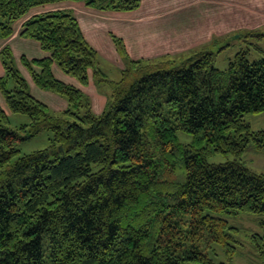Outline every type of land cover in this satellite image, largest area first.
Returning <instances> with one entry per match:
<instances>
[{"label": "trees", "instance_id": "obj_1", "mask_svg": "<svg viewBox=\"0 0 264 264\" xmlns=\"http://www.w3.org/2000/svg\"><path fill=\"white\" fill-rule=\"evenodd\" d=\"M64 0H0V39L36 6ZM108 11H130L141 0H73ZM20 36L49 55L21 64L39 88L66 100L60 111L34 97L9 45L0 49V93L11 113L28 121L11 126L0 105V264H233L238 215H253L263 233L251 238L264 264V174L240 159L249 147L264 150V128L243 116L264 111V50H238L224 69L217 51L202 49L173 64L126 61L100 113L81 89L108 79L98 53L73 12L32 14ZM260 36L261 34H256ZM112 82V81H111ZM47 130L48 145L19 154V142ZM178 131L190 135L181 142ZM214 153L238 158L211 163ZM220 244L225 261L210 254Z\"/></svg>", "mask_w": 264, "mask_h": 264}, {"label": "rangeland", "instance_id": "obj_2", "mask_svg": "<svg viewBox=\"0 0 264 264\" xmlns=\"http://www.w3.org/2000/svg\"><path fill=\"white\" fill-rule=\"evenodd\" d=\"M52 9L73 12L84 37L98 53V67L108 79L106 82L94 80L91 69H88L90 85H82L75 77L62 72L54 63L55 76L66 83H70L66 81L69 80L70 84L79 86L90 97L96 113L102 111L111 93L112 83L120 79L121 69L126 64L116 51L110 33L123 39L129 58L134 60L163 59L177 64L198 50L209 49L217 51L213 64L224 69L240 49H248L250 58L260 55L258 47L264 50V0H142L138 8L130 11L100 10L86 6L82 1L64 0L30 9L25 16L14 22L12 35L20 36L21 24L27 17ZM258 33L261 35H256ZM15 39L16 41L10 42L14 51L11 46L10 48L16 66H21L24 77L30 81L31 94L53 111L64 109L65 98L34 84L19 60L20 55L24 54L28 59L40 58L47 51L42 50L36 40L22 36ZM5 44L0 41V49ZM1 68L3 67L0 62V76L3 70ZM0 101L10 115L11 126L28 121L26 115L8 110L1 93ZM243 118L253 130L264 128V111L246 113ZM49 136L50 132L43 130L19 142V154L46 147ZM177 136L181 142L190 140V135L183 131H178ZM250 147L251 143L239 155L240 159L251 170L264 174V150ZM233 158L238 156L214 153L208 161L218 163ZM231 222L240 228L236 237L239 242L233 264H263L262 256L257 252L251 238L252 233L262 234L263 226L256 223L253 215L246 214L232 218ZM211 246V256L218 262L225 261L223 247L218 243H211Z\"/></svg>", "mask_w": 264, "mask_h": 264}, {"label": "crops", "instance_id": "obj_3", "mask_svg": "<svg viewBox=\"0 0 264 264\" xmlns=\"http://www.w3.org/2000/svg\"><path fill=\"white\" fill-rule=\"evenodd\" d=\"M142 1V0H141ZM16 37H18V38H21V36H18V35H12L11 37H9L8 39H0V41H2L3 42V44H5V43H8L9 44V46H11V48H12V50H13V47H12V45H11V41H16ZM24 38V37H23ZM18 41V40H17ZM14 51V50H13ZM25 55V54H24ZM47 55H49V53L47 52L46 54H44V56H47ZM31 58H34V57H31ZM17 62V61H16ZM19 66V65H18ZM23 66V65H22ZM19 68V70H20V72L23 74V71H22V69H21V66H19L18 67ZM1 69H3V68H1ZM27 71V70H26ZM52 71H53V73H54V63L52 64ZM91 71V70H90ZM3 74V70H1V75ZM54 75H55V73H54ZM24 76V75H23ZM90 77V73H89V71H88V78ZM26 78V80H27V82H28V84H29V89L31 88L30 86V81L28 80V78L27 77H25ZM91 79L89 78V85H90V81ZM66 81H68V82H70L71 83V81H69V80H66ZM73 84V83H72ZM75 85V84H74ZM75 86H77V85H75ZM88 86V85H87ZM79 87V86H78ZM80 88H82V89H84L83 87H80ZM0 105H1V107L7 112V110L3 107V105H2V103H1V101H0ZM66 106V105H65ZM65 108V107H64ZM93 109H94V106L92 107ZM8 113V112H7Z\"/></svg>", "mask_w": 264, "mask_h": 264}]
</instances>
